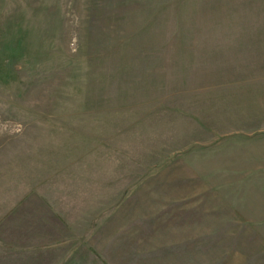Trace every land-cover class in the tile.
Instances as JSON below:
<instances>
[{"label":"rangeland","instance_id":"1","mask_svg":"<svg viewBox=\"0 0 264 264\" xmlns=\"http://www.w3.org/2000/svg\"><path fill=\"white\" fill-rule=\"evenodd\" d=\"M261 146L264 0H0V187L102 173L139 222L264 238Z\"/></svg>","mask_w":264,"mask_h":264},{"label":"crops","instance_id":"2","mask_svg":"<svg viewBox=\"0 0 264 264\" xmlns=\"http://www.w3.org/2000/svg\"><path fill=\"white\" fill-rule=\"evenodd\" d=\"M257 157L264 161V151ZM99 176L38 172L1 185L0 264H264V238L214 235L210 206L139 222L120 192L105 201ZM252 198L244 202L264 207Z\"/></svg>","mask_w":264,"mask_h":264}]
</instances>
